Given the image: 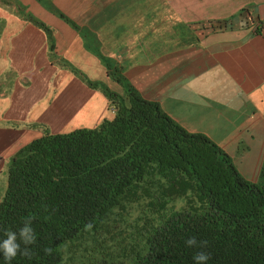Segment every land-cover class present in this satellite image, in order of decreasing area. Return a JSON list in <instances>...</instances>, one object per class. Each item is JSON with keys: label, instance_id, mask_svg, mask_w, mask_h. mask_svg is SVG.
<instances>
[{"label": "crops", "instance_id": "obj_1", "mask_svg": "<svg viewBox=\"0 0 264 264\" xmlns=\"http://www.w3.org/2000/svg\"><path fill=\"white\" fill-rule=\"evenodd\" d=\"M257 22H264V0H0V200L10 158L38 136L37 123L48 124V109L60 118L80 113L94 128L109 119L103 89L118 97L130 89L157 103L235 163L249 157L252 140L263 149ZM69 59L84 60L77 66L86 81L70 85ZM61 77L66 89L57 104L52 83Z\"/></svg>", "mask_w": 264, "mask_h": 264}, {"label": "trees", "instance_id": "obj_2", "mask_svg": "<svg viewBox=\"0 0 264 264\" xmlns=\"http://www.w3.org/2000/svg\"><path fill=\"white\" fill-rule=\"evenodd\" d=\"M102 93L111 118L66 133L38 126V136L10 158L0 241L27 217L37 240L30 256L7 261L0 251V264H64L69 244L99 240L109 222L123 225L121 212L142 200L160 216L149 228L132 227L144 249L130 264H195L198 252L209 254L207 264H264V156L249 181L227 152L183 128L157 103L130 89L125 97ZM183 197L188 206L168 211L171 200ZM192 237L206 247H189Z\"/></svg>", "mask_w": 264, "mask_h": 264}, {"label": "rangeland", "instance_id": "obj_3", "mask_svg": "<svg viewBox=\"0 0 264 264\" xmlns=\"http://www.w3.org/2000/svg\"><path fill=\"white\" fill-rule=\"evenodd\" d=\"M65 61L67 65L65 69L69 71V79L73 80L72 83H70V85H74L76 82H78L81 79L86 81L87 79L86 74H82L86 71L85 67L81 64L79 68L77 66L79 63L83 62L84 60L69 59ZM79 72L81 73V75H78ZM63 75H66V73H64ZM65 82H66L65 77H61L55 79L54 82L52 83L53 92L51 91V93L57 94V95L55 94L56 96L55 99H57V104H59L60 101H63L64 99V97L62 96V90L66 89ZM54 94H52L51 96L53 97ZM63 104L65 107V111L63 113L67 114V111L72 108L73 101L67 99ZM58 107H56L55 110ZM96 109L97 108L95 106L94 110ZM108 110L106 109V113L108 115V118H111L112 113L110 112V108H108ZM48 111L49 112L47 113L49 118H47L48 121L47 127L49 131L52 133H66L75 128L93 127L88 124H84V122L80 120V119L84 120L86 118V116H82L80 113L68 114L67 117L65 116V114H63L62 118H60L61 116L55 115L51 111V108L48 109ZM36 126L38 127L39 124L37 123ZM252 142H254L255 145H254V150H250L249 157L246 156L245 157L246 159L244 158V160L236 158L237 168L239 169L241 174L242 172L243 173L248 172L247 174L244 175L242 174V175L244 176L245 179L249 181H253L257 178L260 164L264 156V145H263V149L262 146H260V144H262V140L259 141L258 139H256V140H252ZM256 143H258V146L261 149H258ZM257 151H259V153H257ZM189 195L190 194H187L186 197H189ZM186 197L175 198L171 200V202H169L167 206L168 211L182 209L188 206L187 203L188 199ZM144 207H145V201L142 200L138 203L132 204L127 210L122 211L121 212L123 215L122 220H125L123 222L124 224L121 225L120 222H114L113 224H111V222H109V227L103 228L102 230L103 237H101L97 241H92L91 239L88 240L85 239V240L77 241L73 244H69L65 248L66 255H64L65 258L64 264H98L100 262H103L104 264H130L134 260L136 254L138 252H142L144 249L143 237H141V234L139 237L134 236L139 233V232H135V230L139 228H141L142 230L145 227L149 228L150 226L153 225V223H155L156 218L160 216L158 213H154L151 207L150 209L148 208L144 209ZM132 227L135 228L134 232ZM131 232H133V234L130 239L129 236Z\"/></svg>", "mask_w": 264, "mask_h": 264}, {"label": "clouds", "instance_id": "obj_4", "mask_svg": "<svg viewBox=\"0 0 264 264\" xmlns=\"http://www.w3.org/2000/svg\"><path fill=\"white\" fill-rule=\"evenodd\" d=\"M259 25V22H257ZM264 24L261 23L260 25ZM256 26L255 31H259L261 34V26ZM264 37V36H262ZM32 217H27L23 221V226L18 229V231L14 232L11 230H7L4 233L5 238L0 241V251L3 252L5 260L11 261L17 255H24V256H30V249L29 246L34 245L37 240V236L35 233L34 228L32 227ZM92 228V224L89 223L85 225V230H90ZM186 244L189 247H206L207 242L206 241H197L195 237L189 238L186 240ZM23 245V247H22ZM51 248H46L45 252L47 254H52ZM195 264H207L208 260L210 259L209 254L206 252H198L193 257Z\"/></svg>", "mask_w": 264, "mask_h": 264}, {"label": "built area", "instance_id": "obj_5", "mask_svg": "<svg viewBox=\"0 0 264 264\" xmlns=\"http://www.w3.org/2000/svg\"><path fill=\"white\" fill-rule=\"evenodd\" d=\"M248 20H249L250 22H252L251 19H248ZM257 24H258V23H257ZM256 26H257V25H256ZM260 26H261L260 28H261V31H262L261 34H262V36H264V24H262V25H260Z\"/></svg>", "mask_w": 264, "mask_h": 264}]
</instances>
